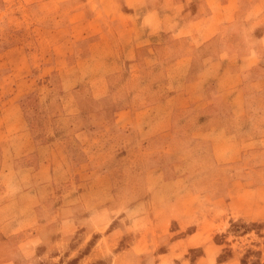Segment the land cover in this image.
I'll return each mask as SVG.
<instances>
[{"label": "rangeland", "instance_id": "rangeland-1", "mask_svg": "<svg viewBox=\"0 0 264 264\" xmlns=\"http://www.w3.org/2000/svg\"><path fill=\"white\" fill-rule=\"evenodd\" d=\"M23 190L0 264H264V0H0Z\"/></svg>", "mask_w": 264, "mask_h": 264}, {"label": "crops", "instance_id": "crops-1", "mask_svg": "<svg viewBox=\"0 0 264 264\" xmlns=\"http://www.w3.org/2000/svg\"><path fill=\"white\" fill-rule=\"evenodd\" d=\"M24 143H29V141L25 140ZM28 145L29 144H27V146ZM32 200H34V198H33L32 194L30 193V190L21 191L20 193H18L15 196V199L9 198V197L5 198L4 202L2 204H0V216H2V214L4 212H6V210H9V211L15 212L17 217H18L19 216V212H20L19 210L22 209L23 207L25 209H33V206L35 205V202L32 201ZM6 215L10 216L9 213H6ZM16 223L14 221L12 223V225H14ZM8 224H9V221L5 222V220H2V222H0V235L1 234H4V235L7 234L5 232V230H6V227L8 226ZM8 228H10V227H7V229Z\"/></svg>", "mask_w": 264, "mask_h": 264}]
</instances>
